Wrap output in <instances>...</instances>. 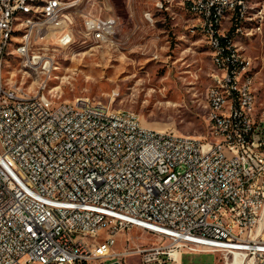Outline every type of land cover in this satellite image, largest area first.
<instances>
[{"label":"built area","instance_id":"2783aa9c","mask_svg":"<svg viewBox=\"0 0 264 264\" xmlns=\"http://www.w3.org/2000/svg\"><path fill=\"white\" fill-rule=\"evenodd\" d=\"M1 1L4 51L9 19L28 0ZM186 2L198 19L206 14L200 27L211 30L213 51L230 58L234 96L246 66L221 27L228 12L243 15V0ZM73 7L61 1L44 24L31 23L32 65L48 71L52 62L40 56V40H73L74 23L64 20ZM117 25L86 15L85 37L99 30L112 38ZM244 87L245 106L235 100L229 115L233 133L217 113L225 138H198L146 127L137 112L112 116L114 108L89 98L43 103L46 83L35 99H22L23 87L4 91L0 79V264H128L130 256L137 264H183L195 253L215 254L217 264H264V104L252 111L258 97L249 80ZM207 97L215 112L221 100Z\"/></svg>","mask_w":264,"mask_h":264},{"label":"rangeland","instance_id":"374dc122","mask_svg":"<svg viewBox=\"0 0 264 264\" xmlns=\"http://www.w3.org/2000/svg\"><path fill=\"white\" fill-rule=\"evenodd\" d=\"M61 1L74 5L72 13H64L65 21L74 23L70 27L73 43L62 45L59 34L38 42V49H45L53 58L49 72L30 67L23 58L9 53L2 73L5 85L23 87L34 96L46 83V95L53 101L89 98L114 110L135 111L144 126L155 130L212 138L207 93L214 85V75L223 72L214 64L211 31L200 27V21L206 19L193 15L186 0ZM242 9L243 15L228 12L221 29L230 33L231 51L245 63L243 75L252 77L261 106L264 0H243ZM86 15L115 18L116 34L108 42L85 37ZM132 233L140 235L144 243L157 242L153 235L138 230ZM138 260V256H130L127 263L137 264ZM183 264H217V256L186 254Z\"/></svg>","mask_w":264,"mask_h":264},{"label":"bare ground","instance_id":"6f19581e","mask_svg":"<svg viewBox=\"0 0 264 264\" xmlns=\"http://www.w3.org/2000/svg\"><path fill=\"white\" fill-rule=\"evenodd\" d=\"M57 3H61V0H28L27 7L17 8L15 15H12V17H10L9 19L10 34L6 35V44L4 46V51H2V45L4 42V27H2V20L5 17V9L3 5V1L0 0V55L2 51V56H0V79L2 80V85H4V91H17V87L5 85L3 82L2 73L4 70V63L6 61V55H8L9 53H15V55H18L19 57L23 58L25 62L29 64L30 67L37 68L40 66V65H32V57H25V46L27 44V34H30L31 31H33V24L31 23L44 24L46 21H48L49 9L50 7H52L53 5ZM63 4L69 5L65 2H63ZM70 5H73V4H70ZM199 17L206 19V14H199ZM20 31L22 32V35L18 36L20 34ZM90 35L95 41H98V42H108L111 39V38L99 37V30H92V33H90ZM16 40H19V42L16 43ZM72 43H73V40L68 41V44L66 45H70ZM231 54L235 56V59L237 62H241L238 56H236L234 51H231ZM40 56H49V54L47 51H45V49L44 50L40 49ZM214 60L215 62L219 61L218 66L222 70L223 75L222 76L214 75V79H213L214 85L212 86L208 94L217 96V98L220 99L221 102L219 104H215V112H214L212 98L208 97L207 103H208V108H209V122L211 123L212 138H225V134H221L218 132L217 113H221V123L227 124L226 133H233V131L235 130V123H229V115L234 114L235 100H236L237 106H245V87L244 85H246V83L249 80V89H254V86H253L252 78L248 75L244 76L242 72L238 75V77L234 79V96H232V93L230 92V88L228 87V82H230L232 78L230 58H228L227 56H220L219 58V54L215 52ZM52 63H53V58H52L51 65L48 66V71L45 70V72L50 71ZM41 91H42V85L40 87L39 92ZM22 99H35V95L30 96L23 90ZM51 101L53 100L47 95L43 96V103H51ZM53 102L66 103V102H58V101H53ZM258 104L259 103L257 101V98H252V111L260 110L261 106ZM122 113L133 114L136 112L132 110H126V109L124 110L123 109H120V110L112 109V116H119V114H122ZM173 257L176 260H179V252H174Z\"/></svg>","mask_w":264,"mask_h":264},{"label":"water","instance_id":"95a60500","mask_svg":"<svg viewBox=\"0 0 264 264\" xmlns=\"http://www.w3.org/2000/svg\"><path fill=\"white\" fill-rule=\"evenodd\" d=\"M111 264H120L119 262H113V263H111Z\"/></svg>","mask_w":264,"mask_h":264},{"label":"crops","instance_id":"0c3cea01","mask_svg":"<svg viewBox=\"0 0 264 264\" xmlns=\"http://www.w3.org/2000/svg\"><path fill=\"white\" fill-rule=\"evenodd\" d=\"M184 258V257H183ZM182 262H183V260H182Z\"/></svg>","mask_w":264,"mask_h":264}]
</instances>
